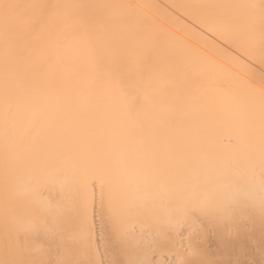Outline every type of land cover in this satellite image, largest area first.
Instances as JSON below:
<instances>
[{
    "label": "bare ground",
    "instance_id": "obj_1",
    "mask_svg": "<svg viewBox=\"0 0 264 264\" xmlns=\"http://www.w3.org/2000/svg\"><path fill=\"white\" fill-rule=\"evenodd\" d=\"M261 0H0V264H264Z\"/></svg>",
    "mask_w": 264,
    "mask_h": 264
},
{
    "label": "snow or ice",
    "instance_id": "obj_2",
    "mask_svg": "<svg viewBox=\"0 0 264 264\" xmlns=\"http://www.w3.org/2000/svg\"><path fill=\"white\" fill-rule=\"evenodd\" d=\"M260 11H261V17H262V19H264V0H261ZM2 264H24V262H20V261H4V262H2ZM31 264H42V262L34 261V262H31Z\"/></svg>",
    "mask_w": 264,
    "mask_h": 264
}]
</instances>
